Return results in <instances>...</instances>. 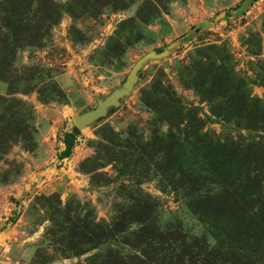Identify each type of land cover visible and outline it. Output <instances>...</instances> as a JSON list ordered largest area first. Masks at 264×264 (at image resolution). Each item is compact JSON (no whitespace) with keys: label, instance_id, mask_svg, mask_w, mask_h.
<instances>
[{"label":"rangeland","instance_id":"374dc122","mask_svg":"<svg viewBox=\"0 0 264 264\" xmlns=\"http://www.w3.org/2000/svg\"><path fill=\"white\" fill-rule=\"evenodd\" d=\"M253 142L264 0H0V264H264Z\"/></svg>","mask_w":264,"mask_h":264},{"label":"water","instance_id":"95a60500","mask_svg":"<svg viewBox=\"0 0 264 264\" xmlns=\"http://www.w3.org/2000/svg\"><path fill=\"white\" fill-rule=\"evenodd\" d=\"M154 51L157 52L156 50ZM144 60L145 58L142 57L134 63L126 76L125 81L119 88L112 90L103 98H97L96 105L94 107L81 113L73 114L72 120L74 125L80 130L104 116L110 107L116 106L119 103V99L130 92L136 80L137 69L141 66Z\"/></svg>","mask_w":264,"mask_h":264},{"label":"trees","instance_id":"16d2710c","mask_svg":"<svg viewBox=\"0 0 264 264\" xmlns=\"http://www.w3.org/2000/svg\"><path fill=\"white\" fill-rule=\"evenodd\" d=\"M162 49H163L162 47L155 48V50L157 52H160ZM79 133H80V130L75 125H72L69 130H66L64 132L62 140L64 142L65 147L63 150H61L58 153L59 157H65V156L71 155L72 148L76 142V137ZM250 150H252L253 152L247 154V158H249V159L253 158V159H255L256 162H259L264 158V144L262 145V143L260 144L259 142L258 143L253 142L251 144ZM259 211H260V214H264V206H263V208H260ZM236 227H238V226L236 225ZM244 227H247V226H244ZM258 228H259V225L256 227V229H258ZM263 233H264V230L262 231V234ZM224 235H226L228 238L231 237L228 234H224ZM226 236H225V238L227 239ZM177 239H175V240L177 241ZM255 239H257V237H255ZM201 241H202V239H201ZM206 255H209V253ZM210 259L211 260H209V264H215L216 261H218V263H220V261L218 259H214L213 256L210 257ZM135 264H146V261L144 260V258H140V259H138V261ZM220 264H222V263H220Z\"/></svg>","mask_w":264,"mask_h":264},{"label":"crops","instance_id":"0c3cea01","mask_svg":"<svg viewBox=\"0 0 264 264\" xmlns=\"http://www.w3.org/2000/svg\"><path fill=\"white\" fill-rule=\"evenodd\" d=\"M65 131H66V130H65ZM74 145H75V144H74ZM64 147H65V145H64V142H63V140H62V138H61V141L59 142L58 153H59L61 150H63ZM73 147H74V146H73ZM69 156H70V155H69ZM69 156L58 157V158L60 159V161H64V160L67 159Z\"/></svg>","mask_w":264,"mask_h":264}]
</instances>
